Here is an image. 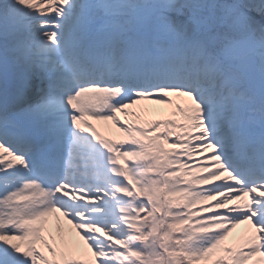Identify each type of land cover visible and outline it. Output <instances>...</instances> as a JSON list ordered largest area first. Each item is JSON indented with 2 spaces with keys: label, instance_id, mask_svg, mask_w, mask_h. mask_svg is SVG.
<instances>
[{
  "label": "snow or ice",
  "instance_id": "obj_1",
  "mask_svg": "<svg viewBox=\"0 0 264 264\" xmlns=\"http://www.w3.org/2000/svg\"><path fill=\"white\" fill-rule=\"evenodd\" d=\"M0 264H264V0H0Z\"/></svg>",
  "mask_w": 264,
  "mask_h": 264
},
{
  "label": "bare ground",
  "instance_id": "obj_2",
  "mask_svg": "<svg viewBox=\"0 0 264 264\" xmlns=\"http://www.w3.org/2000/svg\"><path fill=\"white\" fill-rule=\"evenodd\" d=\"M144 104L148 105V106H147L148 109H149L150 107H152V108H157V107H158L159 109H162V110L164 111V116L167 115L168 110L165 109V108H161L160 106L154 105V104H152V103H150V102H145ZM152 110H154V109H150V111H152ZM153 113H154V112H153ZM152 118H155V119L163 118V115H162V117H161V115H160V116L158 115V116H153ZM90 122L93 123V124L97 127V130H98V131H99V130H103V131L110 130V131H112V132H115V131H116V128H115V126L112 124L111 121H95V120H91ZM113 130H114V131H113ZM99 132H100V131H99ZM116 132H117V131H116ZM117 133L119 134L120 137H123V134H122V133H119V132H117ZM112 134L116 136V134H114V133H112ZM105 135H108V134H105ZM109 135H110V134H109ZM116 138H118V137L116 136ZM61 223H62V225L64 226V228H65L67 234L70 236V238H71L73 241H77V242H78L77 239H78L79 237L77 236L75 230L71 228V225L67 224V222H66L63 218H62V220H61ZM243 227H244V225H240V226H238V227L234 230V233H239V231H240ZM243 230H245V229H243ZM57 236H59V233H57ZM79 243L82 244V241H79Z\"/></svg>",
  "mask_w": 264,
  "mask_h": 264
},
{
  "label": "rangeland",
  "instance_id": "obj_3",
  "mask_svg": "<svg viewBox=\"0 0 264 264\" xmlns=\"http://www.w3.org/2000/svg\"><path fill=\"white\" fill-rule=\"evenodd\" d=\"M147 106H148V105L143 104L141 107H143V108H147V109H148ZM149 109H154V110L143 113V114H142V116H143V120H148V119L152 118L153 116H158V115H159V116L161 115V117H162V115H163V118L165 117V116H164V111H163L162 109H159L158 107H157V108H152V107H150ZM153 112H154V113H153ZM119 115H120V119H121V121L123 122V121L125 120V117H124L122 114H119ZM128 119H133V118H132V117H129ZM99 131H100L101 135L112 134V133H114V134H116L117 136H119V134H118L116 131H115V132H112V131H110V130H107V131L99 130ZM113 131H114V130H113ZM112 135H113V134H112ZM247 228H248V226H247V225H244V227L239 231V233H244V232L247 230ZM243 229H245V230H243ZM229 239L231 240L232 238L230 237ZM77 240H78V242H79V238H78ZM80 245H81V248L84 249L83 242H82V244H80ZM89 256H90V254H87V255H84L83 258H84V259H88Z\"/></svg>",
  "mask_w": 264,
  "mask_h": 264
}]
</instances>
